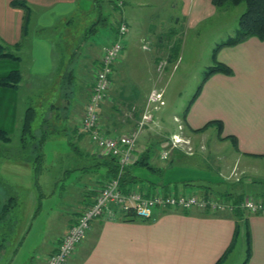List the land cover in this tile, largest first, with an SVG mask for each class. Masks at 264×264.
Here are the masks:
<instances>
[{
    "label": "crops",
    "instance_id": "crops-1",
    "mask_svg": "<svg viewBox=\"0 0 264 264\" xmlns=\"http://www.w3.org/2000/svg\"><path fill=\"white\" fill-rule=\"evenodd\" d=\"M153 1L160 5H163L164 2H171V0ZM174 1H176V6H180L183 22L187 29H195L219 12L211 0ZM15 2H20L22 5L14 6ZM76 3L77 0H0V42L9 46L10 51L20 58L18 61L0 59V77H5L16 70L21 73V81L17 88L0 87V129L10 136L8 142L0 140V147L3 150L12 149L14 155L16 147L12 145V136L23 121V117L19 115V107L28 106L26 97L24 96L25 99L22 97L21 90L24 89L25 94L31 93L33 89L41 88V85L43 88L46 87L43 90L47 94H51V103L49 102L43 125L48 126L60 122L61 134L74 138L76 143L84 141L85 138L89 142L88 137L79 130L78 121L89 96L93 76L89 72L86 81L76 82L78 74L75 75V69L70 64L74 60L72 58L77 56V52L73 48L77 43L74 44L73 36H67L68 42L65 43L66 49L64 50L60 47L62 45L60 41L64 40L63 35L56 33L59 28L66 32L71 28L70 15L77 11ZM119 3V8H121L125 2L120 0ZM140 4L138 3V5ZM121 19V22L128 27V36H131L132 27L124 20L123 11H121ZM95 23L97 24V22ZM166 33V36L159 35V33L153 36L154 45L159 54H162L158 58H171V27ZM228 34L226 36H229ZM143 36L141 34L140 41H144ZM116 37L117 33L114 32V37L108 36L107 38L112 41ZM131 39L129 38L130 42ZM17 45H19L18 48H15L14 46ZM100 54L101 52L92 57L93 67L97 64ZM215 60L228 67L231 74L215 73L201 83L198 96L193 101L191 99L190 105L188 104L189 108L183 117V127L190 134L189 138L194 141V145H198L197 148L201 150V155L209 147L207 131L216 129V144L212 145L214 156L218 155L215 158V168H219V162H223L225 159L224 155L218 153L221 147H229L227 154L234 158V161L229 162L225 170L227 174L225 180H229V176L241 178L243 174H247L255 179L254 183L255 181L259 184L264 183V39L259 40L251 37L238 45L224 47L218 51ZM51 80L53 81L50 82ZM138 85H136V89L125 92L122 91V86H119L120 89L117 90L111 85L110 93L116 98H120L121 102L125 98L127 100L139 99L144 102L151 90H158L155 87L157 85L150 86L148 83L146 89H142L143 86L138 88ZM107 101L115 102L110 97ZM103 117H106V121H108L112 115L107 112ZM155 117L158 118L156 115ZM112 118L114 119V117ZM159 120V124L156 119L152 124H149V128L145 129L142 134V139L150 137L153 144L157 137L164 136L167 140L169 139L168 146L164 148L163 145L160 147L153 145L152 148H159L154 156L155 159L153 158L154 162L150 161V149L152 148L137 147L133 162L138 158L149 156L150 165L159 170L149 171L157 176H161L166 168L169 172L178 169L184 172L179 173L181 176L178 175L174 179L161 180L159 177L158 180H152L140 172L144 167H131L132 162L129 169L142 181L130 184L129 188L137 186L146 194L154 192L195 194L233 203L238 198L242 200L243 197L249 196L245 192L234 194L227 188L218 185L213 177L209 176L207 172H203L205 166L201 165L200 160L193 158V151H190L186 156L172 160L170 151L168 159L162 160L160 158L161 151L170 146L171 126L167 122H163L160 117ZM214 122H218L222 126L220 136L217 133L216 125H210L203 131L194 132L202 130ZM160 128H165V130H159ZM180 128L173 135H179L190 141L182 134V126ZM115 129L110 131L112 134L105 131L111 136L125 135V133H119L118 130L114 131ZM149 130L153 132H147ZM53 132L58 133V131ZM43 134L45 142V131L41 136ZM227 138H232L236 146H233L232 141ZM21 142L23 143V141ZM181 147L185 148L186 146L181 145L175 150H179ZM78 151L76 150V153L79 154ZM29 153H34L35 156L37 154L31 149ZM89 153L98 159L97 165L103 167L97 177V184L85 191L83 198L72 211V215L65 219L62 230L56 235L54 242L48 246V251L40 255L37 264L47 263L50 255L56 251L61 238L75 223L83 209L93 202L98 190L110 179L107 167L103 165L105 158L96 150L85 154ZM10 156L11 154L7 155V158ZM204 156L207 158L205 154ZM160 160L167 161L166 168L159 166ZM13 164L17 163L13 162ZM19 165L29 167V164L25 162L19 163ZM206 168L209 167L206 166ZM30 170L36 180L35 185L39 186V176L36 178L32 167ZM14 171L21 172L16 169L10 170V172ZM10 185L23 188L19 183L0 177V211L9 203L10 195L6 186ZM14 186L13 189H15ZM81 202L82 205H80ZM14 207L13 203L12 207H8L9 209L0 216L3 230L5 229L4 225L11 220L10 213ZM23 234L22 232L19 234V239H15L12 246L4 237L0 236V256L6 255V247L11 248L9 256L13 255L5 258L3 264H9V260L10 264L15 262L18 254L16 246ZM0 235H4V232H0ZM242 235L245 241L243 258L246 257L248 237L250 242V256L247 264H264V216L243 212V217L240 219L235 216L233 211L205 213L197 209L183 211L171 208L168 210L156 209L153 211L151 219L142 220L132 215H123L116 211L114 206H111L110 212L92 222L86 238L77 246L70 264H216L225 255L222 264H228L238 239H241Z\"/></svg>",
    "mask_w": 264,
    "mask_h": 264
},
{
    "label": "rangeland",
    "instance_id": "rangeland-1",
    "mask_svg": "<svg viewBox=\"0 0 264 264\" xmlns=\"http://www.w3.org/2000/svg\"><path fill=\"white\" fill-rule=\"evenodd\" d=\"M119 1L113 0L116 5ZM124 2L123 7L119 8L120 6H114L110 0H100L98 4L95 0H77V11L70 15L72 19L71 28L67 32L59 28V31L56 32L63 35L64 40L60 41L62 42L60 47L65 50L64 45L68 42L67 36H73L74 44L77 43L73 47L74 51L77 52V56L72 58L74 60L70 65L75 69V75L78 74L76 82L86 81L89 72L90 74L93 73L92 57L97 56L104 46L110 44L111 41L107 37H114L112 27L115 28L120 24L122 21L121 11H123L124 20L132 27V32L131 36L127 34L122 39L123 49L114 65L112 86L117 90L120 89L119 86H122V91L125 92L136 89L138 84V88L143 86L142 89H146L148 83L150 86L157 85L155 86L156 89L163 93L164 105L154 109L155 105L152 106L151 104L152 107L150 106L148 111L152 115V120L148 123L145 122L142 128H139V122L143 121L142 117L153 90L150 91L144 102L139 101V99L127 100L126 98L121 102L120 98H116L109 91V97L114 99L115 102L105 101L101 104L99 111L100 124L109 134H112L110 131L115 129V126L118 129L116 128L114 131L118 130L119 133L132 134L138 132L136 148L142 146L152 148L153 145L159 147L163 145L166 148L169 139L159 136L152 144L150 137L142 139L144 130L148 129L149 124H152L155 119L159 124L160 117L163 122H167L171 126V136L177 133L181 129L180 126H182V134L188 138L190 137V134L183 127L184 110L203 82L207 70L206 66L214 65L211 58L213 48L224 41V37L234 35L238 26V18L244 12L245 5L235 6L226 3L218 9L219 12L215 16L205 20L195 29H187L183 22L180 6H176L174 0L168 3L164 2L163 5L157 4L153 0H124ZM138 3L141 4L138 5ZM93 27L95 31H93ZM170 27L171 58H158L162 54H159L157 47L154 45L153 36L157 33L166 36V32ZM141 34L144 35V41H140ZM227 34L229 36H226ZM129 38H132L131 42ZM221 38L224 39L216 40ZM143 46L144 48H142ZM160 63H162V68L158 69ZM75 83L74 86H76ZM44 88L41 85V88L33 89V92L26 94L24 89L21 90L22 97H26L28 106L25 108L19 107V115L23 117V121L12 136V145L16 147V154H12L14 153L12 149L3 150L0 147V177L23 186L22 189L14 185L15 189L11 185L8 186L9 188L6 186L9 195L15 197V207L10 213L11 220L4 225V230L2 229L3 223H0V232H4V235L0 236L4 237L11 246L15 239H19V234L24 233L18 240L16 246L18 254L13 264L38 263L40 255L48 251V246L54 242V238L62 230L65 219L72 215V211L83 198L85 191L97 184V177L103 168L97 165V158L95 159L90 153L85 154L92 150L99 151L85 137L84 141L76 143L74 138L61 134L62 126L60 122L48 126L43 125L48 105L51 103V94H47L43 90ZM29 108L33 110V112L31 111L33 113H31L33 115L30 127L31 134L28 133L23 138L21 132L25 112ZM107 112L114 117V119L112 117L110 120L107 119L109 122L106 121V117H103ZM154 125L156 124L154 123ZM159 130L163 131L165 128ZM43 131L46 133V140L41 151L43 161L42 171L39 170L38 173L39 186H36V180L30 170V167L35 163V154L29 153V146L35 143L38 144ZM53 131H58V133ZM147 132L153 131L149 130ZM147 132L145 131V133ZM215 133L216 129H209L206 133L209 147L204 154L207 158L203 153L201 155V150L197 148L198 145L195 144V146L194 141L189 138V144L185 148L171 150V160L186 156L190 151H193V158H197L201 161V165L205 166L206 171L203 169V172H207L209 176L213 177L218 185L227 188L234 194L245 192L254 199H264L257 198L264 197V183L259 184L256 181L254 183L253 180L255 179L247 174H243L241 178L229 176V180H225L227 176L225 170L229 162L234 161V158L227 154V148L229 147L220 148L218 153L224 155L225 159L223 162H219V168H215V158L218 156H214L212 150V145L216 144ZM73 146L79 148V154L72 148ZM22 148L24 151H21ZM158 149H150L151 162H154V156H156ZM9 154L11 156L7 158L6 155ZM8 160L12 162L10 163ZM13 162L17 164L14 165ZM23 162L28 163L29 167L19 165ZM158 164L162 168L167 167V161L160 160ZM206 166L209 168H206ZM13 169L21 172H10ZM1 172L3 173L1 174ZM140 172H143L146 177L152 180H158L159 177L161 180H165L174 179L184 171L178 169L169 172L166 168L161 176L150 173L146 168L141 169ZM234 179L235 181H241L235 182ZM80 205H82V202ZM10 251L11 248L6 247V255L0 256V264L4 263L5 258L13 256H9ZM244 251L245 241L242 235V238L238 239L235 251L228 264H242ZM8 263L10 264V260Z\"/></svg>",
    "mask_w": 264,
    "mask_h": 264
},
{
    "label": "built area",
    "instance_id": "built-area-1",
    "mask_svg": "<svg viewBox=\"0 0 264 264\" xmlns=\"http://www.w3.org/2000/svg\"><path fill=\"white\" fill-rule=\"evenodd\" d=\"M118 5L120 6V3ZM127 32V25L120 22L117 37L102 48L98 62L93 69L92 87L78 121L79 130L86 134L89 142L99 150L98 153L103 157L116 159L117 175L109 179L98 190L93 202L83 209L75 223L70 226L46 264H70L77 246L86 238L92 222L110 212L111 206H114L116 211L123 215L132 214L142 220L151 219L153 211L156 209L168 210L171 208L185 211L197 209L205 213L232 212L239 208L252 215L264 216V199H254L249 196L243 198L240 204L235 205L233 202L195 194L162 192L146 194L137 186L130 188L128 192L122 191L120 177L134 160L138 132L121 136L109 135L100 124L99 110L101 104L109 98L114 65L123 49L122 37ZM161 68L162 63L158 66V69ZM162 98L163 93L159 90L151 92L149 105L143 114V121L139 123V128H142L145 122L148 123L152 120V115L148 111L151 104L155 105L154 109L164 105ZM188 144L189 141L183 137L172 135L169 148L161 151L160 158L167 160L171 150Z\"/></svg>",
    "mask_w": 264,
    "mask_h": 264
},
{
    "label": "trees",
    "instance_id": "trees-1",
    "mask_svg": "<svg viewBox=\"0 0 264 264\" xmlns=\"http://www.w3.org/2000/svg\"><path fill=\"white\" fill-rule=\"evenodd\" d=\"M99 1L100 0H95V2L97 4L99 3ZM110 2H112V4L116 7L119 6V5H116L113 2V0H110ZM211 2L217 9L221 8L226 3L232 4L235 6L240 5V4H244L245 10L238 18V26H237V30L234 33V35L228 37L227 39L222 41L220 44H217L213 48L211 58L214 61V65L207 68V70L204 74L203 82L206 81L211 75H213L215 73H222V74H226V75L231 74V70L228 67L216 62L215 58H216V54L218 53L219 50H221L224 47H232V46L238 45L240 43H243L244 41H246L247 39H249L251 37H255L259 40L264 39V0H211ZM13 5L17 6V5H22V4H20V2H15V3H13ZM118 27H119V25L115 26V28L112 27V30L115 33H117ZM93 31H95L94 27H93ZM18 46L19 45L14 46V47L18 48ZM0 59H11L14 61H18L20 58L17 57L13 52L10 51L9 46L4 45L0 42ZM20 81H21L20 71L19 70L12 71L7 76L0 77V87L17 88ZM200 87H201V85L198 87V89L195 92V94L193 95L191 101H193L198 96V93L200 91ZM191 101H190V103H191ZM190 103H189V105H190ZM189 105L187 106L186 110L184 111L183 117H184V115H186L187 110L189 108ZM31 111L33 112V110L31 108H29L25 112L24 124H23L22 132H21V135L23 136V138H25L26 134H28V133L31 134V128L30 127H31V122L33 120V115H32L33 113ZM210 125H216L217 133L220 136L221 132H222V126L218 122L210 123L207 126H205V128H203L202 130H195L194 132L203 131L207 127H209ZM32 137H34V136H32ZM44 138H45V136L43 134V136L40 137L38 144L35 143V144L29 146V150L32 147V150L37 153L36 156L34 157V162L36 164L32 163L33 164L32 167H34L33 170L35 172L36 178L38 177L39 170H41V165H42V161H43V155L41 153V150H42V145L44 143ZM227 139H230V138H227ZM0 140L3 142H8L10 140V136L1 129H0ZM230 140L232 141L233 146H236V143L234 142V140L232 138ZM72 148L75 151L79 149L78 147L76 148L74 146ZM23 150L24 149L22 148V151ZM104 158H105V163H103V165L107 167L108 177L110 179L116 177L117 170H118V167L116 164V159L112 158V157H104ZM149 159H150L149 156H144L143 158L142 157L138 158L135 162L132 163L133 165H131V167H133V166L134 167H144V168L151 170V171L157 170L155 167L150 165ZM129 165L127 166L124 173L120 177V187H121L123 192H128L130 190V188H129L130 184H135L137 181H140V180L142 181L141 178L135 176L132 173V171L129 169L130 168ZM157 171H159V170H157ZM14 200H15V197L10 196L9 203L7 205H5L3 207V209L0 211V216L6 210L9 209L8 207H12ZM242 200H241V198H238V200L236 202H234V204L238 205L242 202ZM233 212H234L235 216L239 217L240 219L243 217V211L241 209L236 208ZM127 215H132V214H127ZM132 216H134V215H132ZM247 242L248 243H247V248H246V257L242 261V264H247L249 256H250L249 237H248ZM225 257H226V255L223 258H221L216 264H222Z\"/></svg>",
    "mask_w": 264,
    "mask_h": 264
}]
</instances>
